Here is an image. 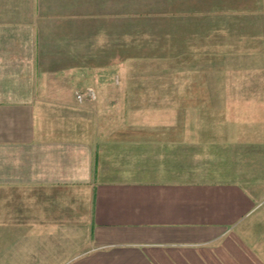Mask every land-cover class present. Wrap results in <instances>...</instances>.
<instances>
[{
  "label": "crops",
  "instance_id": "1",
  "mask_svg": "<svg viewBox=\"0 0 264 264\" xmlns=\"http://www.w3.org/2000/svg\"><path fill=\"white\" fill-rule=\"evenodd\" d=\"M227 4L0 0V264L231 258L216 240L261 203L246 137L184 105L231 97Z\"/></svg>",
  "mask_w": 264,
  "mask_h": 264
},
{
  "label": "rangeland",
  "instance_id": "2",
  "mask_svg": "<svg viewBox=\"0 0 264 264\" xmlns=\"http://www.w3.org/2000/svg\"><path fill=\"white\" fill-rule=\"evenodd\" d=\"M227 1V5L233 7L228 9V17L223 20L229 27V33L215 36L214 44L230 43L234 48L230 62H226V65L218 62L216 67L218 91L228 90L231 97L224 100L225 104L222 103L223 99L213 101L214 104L208 99L184 105L189 111L209 112L214 106L222 108L224 116L221 115V122L216 123L223 125L229 122L236 126L231 132L242 133L246 137L247 145L237 148L240 154L241 181L245 189L255 191L253 194L261 201L255 214L239 224V227L229 228L216 240L215 248L231 254L229 260L224 258L225 254H221L223 260H217V263L264 264V0ZM133 28L140 29L139 33L143 36V31H153L157 25L153 23ZM139 39L136 44L142 46L144 42ZM204 93L207 91L203 90L202 93L206 96ZM166 106L140 108L166 109ZM211 121L208 120L209 123Z\"/></svg>",
  "mask_w": 264,
  "mask_h": 264
},
{
  "label": "built area",
  "instance_id": "3",
  "mask_svg": "<svg viewBox=\"0 0 264 264\" xmlns=\"http://www.w3.org/2000/svg\"><path fill=\"white\" fill-rule=\"evenodd\" d=\"M79 98H80V96H79Z\"/></svg>",
  "mask_w": 264,
  "mask_h": 264
}]
</instances>
